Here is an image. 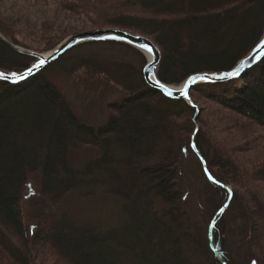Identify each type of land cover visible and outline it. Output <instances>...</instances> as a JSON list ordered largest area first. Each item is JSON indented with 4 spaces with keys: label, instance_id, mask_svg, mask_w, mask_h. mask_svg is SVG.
<instances>
[{
    "label": "trees",
    "instance_id": "trees-1",
    "mask_svg": "<svg viewBox=\"0 0 264 264\" xmlns=\"http://www.w3.org/2000/svg\"><path fill=\"white\" fill-rule=\"evenodd\" d=\"M52 1L71 13L81 10L77 3L85 11L93 7L85 0ZM113 2L103 30L149 39L160 54L156 76L166 85L231 70L264 33V0ZM0 31L32 52L54 49L60 41L54 34L15 33L1 18ZM90 45L128 51L138 66L72 56L77 47L22 83H0V264H222L210 249L213 221L212 246L225 264H264V164L241 166L232 154L245 147H231L221 137L249 132L250 126L260 129L257 138L264 134V58L235 80L192 88L190 106L146 86V62L137 51L116 43ZM34 62L0 41V70L18 73ZM56 66L62 74L87 70L89 79L115 85L127 97L111 104L103 126L88 127L46 79ZM198 97L216 106L212 122L225 121L218 109L227 112L225 130L195 108ZM191 144L211 177L230 187V198L206 178ZM86 147L100 156L73 168L71 152ZM188 158L202 189L197 216L188 213L182 185L180 163ZM34 176L40 188L28 203L27 224L23 201ZM98 189L119 202V220L89 227L63 212L71 195L86 199Z\"/></svg>",
    "mask_w": 264,
    "mask_h": 264
},
{
    "label": "rangeland",
    "instance_id": "rangeland-1",
    "mask_svg": "<svg viewBox=\"0 0 264 264\" xmlns=\"http://www.w3.org/2000/svg\"><path fill=\"white\" fill-rule=\"evenodd\" d=\"M85 1L86 3L90 2L93 7L91 8V6L88 5V11H85L83 10L85 5L83 4V7L81 6L82 4L77 3L75 5L79 6L83 11L75 10V13H71L61 9L52 0H45L43 2L38 0H0V18L4 20L15 33L28 35H40L39 33H41L47 36L54 34V37L60 40L57 43L58 46L70 36L85 32L103 31L110 17V12L112 11L111 4H114V0H102L99 3H97L96 0ZM101 5H103L102 8H100ZM35 44V46L39 45L37 43ZM84 45V47H81L82 45L78 46L79 49L73 51L71 55L75 57L98 59L99 57L101 59L117 58L138 66L136 57L128 51L111 46ZM51 50L53 49L41 52V54L48 53ZM85 72H87V70L62 74L56 66L49 69L46 73V79L65 97L73 114L84 125L91 128H99L105 124L107 118L111 115L112 112L109 109L111 108V104L120 103L127 95L125 91L115 85L110 84L109 86L104 84V81H100V84L96 81H92L89 79V74H84ZM196 104L197 106H195V108H200L203 112L202 115H206L208 120L210 119V113L216 110V106L209 103L203 97H198L196 99ZM218 112L222 114V118L227 114L226 111L220 109H218L216 113ZM222 118L221 121L225 120L227 122L226 118ZM209 121L212 122L213 120ZM225 121L220 124L216 121L212 123H216L218 128H224L225 130L227 128L224 127V124H226ZM255 132L260 133L261 131L255 126H250L249 132H231L221 136L226 139L231 147L235 145L238 146V148H246H244L241 153H237V150L235 151L232 149V156L241 166L248 167L251 165L258 166L264 164V134L259 139L254 135ZM99 156V151L86 147L77 151H72L69 160L73 168L80 169L85 163L90 160H95ZM180 164L183 191L186 196V208L188 209V213L197 216L196 206L198 194L202 191L199 185L197 167L190 158L184 160L183 163ZM28 181L29 183L27 184L23 201V214L27 224L29 223L28 203L36 197L37 191H39L40 188V179L38 176H34L29 178ZM228 188L230 190V187ZM259 188L261 191H264L263 184H260ZM118 203L119 202L116 200L104 196L101 190L98 189L93 197L86 199H79L76 195H71L67 198L64 203L65 205H63V212H67L69 218L73 222L78 224L84 223L83 226L89 224L95 226V224L99 225V223H101V225H107L122 217V214H119L117 210ZM89 229L94 230V227ZM44 233H46V231H44Z\"/></svg>",
    "mask_w": 264,
    "mask_h": 264
},
{
    "label": "water",
    "instance_id": "water-1",
    "mask_svg": "<svg viewBox=\"0 0 264 264\" xmlns=\"http://www.w3.org/2000/svg\"><path fill=\"white\" fill-rule=\"evenodd\" d=\"M0 41L4 43L8 48L11 50L25 55L35 62L29 66L27 69L21 72H8L0 70V76L3 78L0 79V83H7L10 85H16L22 83L34 75L38 74L44 68H46L49 64L54 63L57 61L61 56L66 54L67 52L71 51L72 49L84 45V44H97V43H116L128 46L138 53H140L146 61L144 68L142 69V76L143 81L149 88L153 89L157 93L161 94L163 97L167 99H174V100H183L188 105L192 106V103L189 99V92L192 88L200 86V85H213V84H221L226 83L232 80L239 78L246 70H249L253 66L257 65L261 62L264 58V33L261 40L258 44L244 57L242 58L231 70L227 72H216V73H199L194 74L186 78L181 84L178 86H171L161 83L157 76L156 70L158 64L160 62V54L155 47V45L147 38L132 35L125 31H118V30H103V31H95V32H85L79 35L70 36L65 39L61 44L55 47L48 53H36L32 51L25 50L18 46H15L10 39L4 35L0 31ZM145 53H149L151 55V59L148 61L146 60ZM41 61L43 64L41 65ZM40 65V67H37ZM232 73H238V75H230ZM24 77V79H20V77ZM166 93H171L166 94ZM191 149L200 160L204 174L206 178L211 182L214 183L222 188H224L231 197V192L228 187L221 185L220 183L216 182L211 175L206 170L205 164L201 159L200 155L197 153L193 144H191ZM215 222L213 221L210 224V228L208 231V239L210 244V249L213 254L219 259L222 264H225L218 254V252L212 246V228Z\"/></svg>",
    "mask_w": 264,
    "mask_h": 264
},
{
    "label": "snow or ice",
    "instance_id": "snow-or-ice-1",
    "mask_svg": "<svg viewBox=\"0 0 264 264\" xmlns=\"http://www.w3.org/2000/svg\"><path fill=\"white\" fill-rule=\"evenodd\" d=\"M43 64V61H41V65ZM37 67H40V65H37ZM230 75H233V76H235V75H238V73H232V74H230ZM3 77L2 76H0V79H2ZM20 79H24V77L22 76V77H20ZM166 94H171V93H166ZM253 264H255V262H253Z\"/></svg>",
    "mask_w": 264,
    "mask_h": 264
},
{
    "label": "bare ground",
    "instance_id": "bare-ground-1",
    "mask_svg": "<svg viewBox=\"0 0 264 264\" xmlns=\"http://www.w3.org/2000/svg\"><path fill=\"white\" fill-rule=\"evenodd\" d=\"M144 55H145V58H146V60H150L151 59V55L149 54V53H145L144 52ZM90 166V165H89ZM89 174V173H88ZM106 176V175H105ZM87 182V181H86ZM89 182V181H88ZM78 186V185H77ZM81 187V186H80ZM77 188V187H76ZM68 196V195H67Z\"/></svg>",
    "mask_w": 264,
    "mask_h": 264
}]
</instances>
